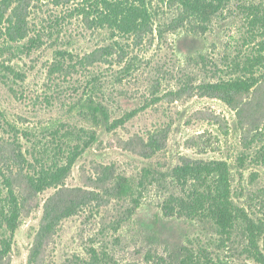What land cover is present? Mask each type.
<instances>
[{
  "label": "rangeland",
  "instance_id": "obj_1",
  "mask_svg": "<svg viewBox=\"0 0 264 264\" xmlns=\"http://www.w3.org/2000/svg\"><path fill=\"white\" fill-rule=\"evenodd\" d=\"M59 2L34 0L27 38L0 42V169L21 206L0 264H89L92 252L98 264H262L250 254L243 221L224 235L205 217L161 214L164 200L181 192L149 184L146 173L183 160L225 162L231 200L262 230L264 256V69L254 64L263 26L253 19L264 0H231L207 19L175 0H147L153 20L141 36L67 18L69 6ZM37 34L40 47L23 49ZM237 78L256 83L239 94L207 89ZM105 118L123 123L106 131ZM89 136L60 187L28 186ZM72 190L93 198L34 252L48 200Z\"/></svg>",
  "mask_w": 264,
  "mask_h": 264
},
{
  "label": "trees",
  "instance_id": "obj_2",
  "mask_svg": "<svg viewBox=\"0 0 264 264\" xmlns=\"http://www.w3.org/2000/svg\"><path fill=\"white\" fill-rule=\"evenodd\" d=\"M34 0H0V42L9 44L25 40L28 36L27 19L29 8ZM57 5L60 6L59 0ZM231 0H175L179 7H183L194 17L207 19L210 15L217 13ZM68 5L65 15L67 18H81L97 28L110 31L112 35L141 36L150 28L153 14L147 0H63ZM66 18V17H65ZM254 21H260L263 26V40L254 58L255 66L264 69V13L255 12ZM55 24H59L55 20ZM42 44L41 35L28 38L23 49L30 52ZM9 46L5 47L7 51ZM5 71L18 74L7 66ZM256 81L253 78H237L223 84H211L207 89L214 95L220 93L239 94L248 92ZM1 115V114H0ZM105 130L112 131L121 122H111L104 119ZM81 140L83 137L76 134ZM88 141L82 148L78 144L67 150L65 164H54L46 169H41L36 176L28 180V186L35 192L46 189H56L66 179L76 159L83 153L84 149L92 141ZM157 142L154 141L155 145ZM158 144V143H157ZM245 159L239 158L240 166H244ZM264 164V158L261 161ZM0 182V259L2 260L11 251L14 233L18 227L21 206L13 190L10 178L2 174ZM151 176L149 184H157L165 187L166 183L181 192L182 196H169L160 206L161 214L165 217L177 216L179 218L210 219L217 229L224 235L230 234L234 227L243 221L246 239L249 246L253 248L250 252L254 259L264 264V256L260 253L257 240L259 233H263L246 216L243 210L236 207L231 200L230 170L228 165L222 161H191L183 162L171 168L168 172H147ZM118 190L122 192L123 184H118ZM74 196L72 197V194ZM82 195L80 191H58L52 196L44 210V225L38 234V242L34 252L37 251L42 241L51 234L61 219L76 214L79 208L93 198L92 193ZM139 203L136 201V204ZM99 258L95 252L91 254L89 264H98Z\"/></svg>",
  "mask_w": 264,
  "mask_h": 264
}]
</instances>
